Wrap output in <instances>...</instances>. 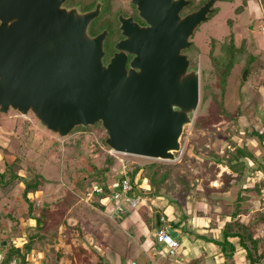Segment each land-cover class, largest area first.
<instances>
[{
    "label": "rangeland",
    "instance_id": "rangeland-1",
    "mask_svg": "<svg viewBox=\"0 0 264 264\" xmlns=\"http://www.w3.org/2000/svg\"><path fill=\"white\" fill-rule=\"evenodd\" d=\"M244 1L245 5L243 0L217 1L215 12L191 36V67L199 71V103L192 123L183 128L180 150L174 153L173 160L114 152L111 164L105 161L106 133L100 122L59 137L39 124L30 112L21 115L10 109L0 113V170H4L5 161L19 157L21 176L37 174L43 182L41 194L37 193L39 200L72 197L74 201L57 243L35 242L33 250L27 251V264H71L69 256L73 264H116L114 252L123 255L122 264H131L125 255L128 231H133L135 225L130 219L138 223L145 216L154 224L157 215H163L161 224L169 229L167 224L184 215L189 220L191 238L195 239L193 229H200L203 222L215 227L213 222L221 224L226 216L231 220L241 195L246 197L238 204L242 220L247 221L257 211L264 213V188L256 190L258 181L264 178V2ZM230 40L238 47L245 43L244 48L256 56L247 77L242 76L244 56L234 60L227 74L218 77L217 71L225 67H217L213 59L224 55L222 45ZM241 147L245 155L250 153L252 157H240L243 168L236 165V172L228 163ZM149 163L162 165L159 170L167 173L160 184L161 193L121 217L112 219V204L108 200L101 204L97 201L99 194L90 195L91 188L85 190L95 181L104 180V187L113 180L120 181L121 171ZM21 191V184L6 196L0 189V252L4 255L12 243L22 248L33 223L22 215L28 202ZM250 208L258 210L248 217ZM109 223L113 232L109 231ZM154 225L157 230L159 226ZM67 226H74L70 235L64 233ZM102 242L106 249H102ZM156 244L162 253L154 250L160 264H174L165 244ZM214 251H219L217 245ZM8 261L5 258L3 264Z\"/></svg>",
    "mask_w": 264,
    "mask_h": 264
},
{
    "label": "water",
    "instance_id": "water-1",
    "mask_svg": "<svg viewBox=\"0 0 264 264\" xmlns=\"http://www.w3.org/2000/svg\"><path fill=\"white\" fill-rule=\"evenodd\" d=\"M137 1L148 26L123 20L104 63L106 31L88 32L98 7L79 14L57 0H0V113L30 112L59 137L100 122L115 152L175 159L199 103V71L181 51L215 0L182 18L180 5L162 17L161 0Z\"/></svg>",
    "mask_w": 264,
    "mask_h": 264
},
{
    "label": "trees",
    "instance_id": "trees-1",
    "mask_svg": "<svg viewBox=\"0 0 264 264\" xmlns=\"http://www.w3.org/2000/svg\"><path fill=\"white\" fill-rule=\"evenodd\" d=\"M230 1V0H229ZM264 2V0H263ZM215 12V11H214ZM230 40L227 44L222 45L224 55L215 57L213 59L217 67L224 66L225 70L220 72L217 71L218 77L228 73L230 67L233 65L234 60H239L241 56H244L245 60L243 62V71L242 76L247 77L249 68L251 67V60L256 59V56L250 51H247L244 48V44L239 47L237 44ZM229 47H228V46ZM232 49V50H231ZM237 53V54H236ZM240 54V56L238 55ZM220 65V66H219ZM98 123V122H97ZM96 124V123H95ZM84 130L87 127L78 126L75 129ZM109 147L106 146L103 151L106 154L105 161L113 163L114 155L108 152ZM244 148H237L235 155L231 157L232 160L228 163L229 167L234 170H237L239 165L241 169L243 168V163L239 160L240 157H252L250 153L245 155ZM234 162V163H233ZM20 158L13 157L10 162L5 161L4 170L0 172V189L3 192V195L8 194L16 185L21 184V192L23 198L28 202L27 209L22 215L24 219H35L39 221V224L36 226H29L28 233L25 238V243L22 248L16 247L15 243H12L4 255V260L7 258L11 260L15 258L19 264H27V251L30 250L35 242H44L46 244L57 243L59 232H61V226L65 225V215L67 212L74 206L72 197L68 199L57 198L53 201H47L46 199L39 200L37 193L39 192L41 186V178L37 174H32L30 178L23 177L19 174L20 168ZM163 168L162 165L156 163H149L145 165H133L132 168H127L125 172H120L118 175L120 177L127 176L129 180L133 183L136 178L138 180L146 179V184L148 185L147 195L158 196L160 192V184L166 179V171L159 170ZM108 168H106L107 170ZM167 170V169H166ZM102 172L104 170H101ZM241 172V171H240ZM239 172V177L242 178V175ZM87 177V176H86ZM158 179V181H156ZM92 183V182H91ZM94 184H99L100 186L105 184V181L100 182L95 181L90 186L86 187L85 190L88 191ZM104 187V186H103ZM105 190L103 193L97 195V201L100 202V199L107 195L108 189L105 185ZM264 188V178L258 181L256 185L257 192H261ZM246 199L244 196L237 197V206L236 210L231 213V220H226L220 229V238H209L205 235H200L195 233V237H202L207 241L215 243L218 246L220 254L223 255L227 261H231L237 250V247L242 249L245 252V261L246 264H264V213L257 211L255 215L251 216L247 221H242L239 218L240 207L238 206L241 200ZM264 201V197L262 198ZM264 203V202H263ZM22 216V218H23ZM183 224H187V217L184 215L181 216ZM185 220V221H184ZM161 223L157 215V221L155 220L154 224ZM74 226H67L64 233L70 235ZM76 228V227H75ZM185 228H188L187 225ZM79 229V228H78ZM170 229V228H169ZM189 229V228H188ZM172 230V228H171ZM190 230V229H189ZM259 231V232H258ZM62 233V232H61ZM191 233V230H190ZM237 242V245H235ZM71 259V264H73L72 256H69ZM201 257L192 260L194 264H198L201 261ZM52 264H57L52 263ZM100 264V263H97Z\"/></svg>",
    "mask_w": 264,
    "mask_h": 264
},
{
    "label": "crops",
    "instance_id": "crops-1",
    "mask_svg": "<svg viewBox=\"0 0 264 264\" xmlns=\"http://www.w3.org/2000/svg\"><path fill=\"white\" fill-rule=\"evenodd\" d=\"M4 166H5V163H4ZM1 171H3V170H0V172ZM19 174H20V172H19ZM17 186H19V184L16 185L15 187H17ZM41 190H42V186L39 190L40 194H41ZM42 193H45V192L42 191ZM8 194H6V195H8ZM55 199H57V198H55ZM55 199H53V200H55ZM47 201H49V200H47ZM257 210H258V208L255 210H252L250 208V211H248V209H247L246 213H247L248 217H250L251 214L255 213ZM127 213L128 212H126L125 214H127ZM242 213H240L238 215L239 218H240V215ZM173 216L176 217V215H173ZM226 217H228V216H226ZM226 217H225V219H223V221H221V224L213 222V224H215V225L217 224L215 227L214 226H208L203 222L200 225L201 226L200 229H193V231L197 234L205 235L209 238H220V234H219L220 229H221L222 225L224 224V222L226 220H228ZM111 218L114 219L113 217H111ZM130 218H132V217H130ZM240 219L242 220V218H240ZM139 220H141V222L137 221L138 223H136L133 219H130L132 224H135V225H134L133 231H130V230L128 231L130 239L127 241L128 243L126 245L127 250L125 249V255L130 259L131 264H132V262H135L136 264H160L157 256L159 254L161 255L162 253H159L160 252L159 245L155 243V239L153 238L154 237L153 235L155 234V231H156L154 229L155 225L152 223V221H151L152 219H148V217H145V216ZM25 221H32L33 222L32 225H29V226H36L37 224H39V221L35 220V219H27ZM242 221H244V220H242ZM188 222H189V220H188ZM138 224H141L142 227H140V228L137 227ZM157 225L159 227L166 228L161 223H157ZM109 226H111L110 227L111 230H109V231L113 232L114 227L110 223H109ZM166 226L169 227L170 229L172 228V232L175 234V236H173V237L180 243V246L176 250V252L173 255H170L171 258H174V264H192V262H193L192 260L199 258V257H201V258L207 257V259H201V261L198 264H218V263H220V264H245L246 263L245 252L238 247H237V250L233 256L232 262H231V261H227L223 255H220L219 251L217 253L214 251L215 245L213 243H211L209 241H204V240H202L203 238L202 239L191 238V234H190L191 229L189 230L188 228H185V226H183V222H182L181 218H179V217H177V219L175 221H172L171 224H167ZM144 227L146 229H144ZM184 232H185V234L181 237L180 235ZM82 240L84 241V239H82ZM103 240H104V238H103ZM45 245H53V244H46L45 243ZM100 245H101L102 249H106V245L104 244V242L100 243ZM235 245H237L236 242H235ZM33 247L30 250H33ZM93 248L95 249V247H93ZM97 249H99V248H97ZM156 249L158 250L159 254H156V252L154 251ZM165 249H166V247H165ZM114 253L116 256V264H122L121 256L123 257V255H121L118 252H114ZM205 255H207V256H205ZM240 255H243L244 257H240ZM217 257L219 259H217Z\"/></svg>",
    "mask_w": 264,
    "mask_h": 264
},
{
    "label": "flooded vegetation",
    "instance_id": "flooded-vegetation-1",
    "mask_svg": "<svg viewBox=\"0 0 264 264\" xmlns=\"http://www.w3.org/2000/svg\"><path fill=\"white\" fill-rule=\"evenodd\" d=\"M57 1L59 8L65 10H75L79 14L92 11L98 7L99 10L98 14L90 21L88 25V32L91 36H94L104 30L106 31V35L103 39L104 56L102 60L104 63H107L109 59L113 56L114 52H116V49L114 47L115 44L124 38L121 29L123 20H128L130 23H135L139 27L148 26L146 21L140 15V9L138 7L137 0H57ZM206 1L207 0H161L159 10L162 17H164L165 16L164 14L166 13L167 15L170 16L172 15L171 13H173L175 7L180 5L181 7L178 10L177 14L178 17L182 18L190 14L191 11L196 10ZM217 1H221V0L214 1V3L212 4L213 12L216 10L215 3ZM243 4L245 5L246 1L243 0ZM212 13L209 14V18L211 17ZM188 41L191 42V36L188 38ZM190 51H191V45L189 48L182 50L181 53L187 55L191 67ZM132 57H133L132 54L127 53L126 62L128 63Z\"/></svg>",
    "mask_w": 264,
    "mask_h": 264
},
{
    "label": "built area",
    "instance_id": "built-area-1",
    "mask_svg": "<svg viewBox=\"0 0 264 264\" xmlns=\"http://www.w3.org/2000/svg\"><path fill=\"white\" fill-rule=\"evenodd\" d=\"M110 154H114L115 151L108 149ZM124 172V171H121ZM145 178L138 180L136 178L132 183L127 176L121 177L120 181L113 180L110 182L106 188L108 189V194L100 199L101 204H105V201L108 200L112 204L111 211L109 213L110 217H121L122 214H125L129 210L138 208L140 205L146 203L145 199H150L146 194L148 191V185L145 182ZM118 188V189H116ZM105 188L103 186L94 184L91 187V194H101ZM163 215L160 216L159 221H163ZM155 243H164L167 252L170 255H173L176 250L179 248L180 243L171 236L167 228L158 227L153 235ZM4 262V254L0 252V264ZM7 264H19L15 258L8 261ZM132 264H136L132 262Z\"/></svg>",
    "mask_w": 264,
    "mask_h": 264
}]
</instances>
